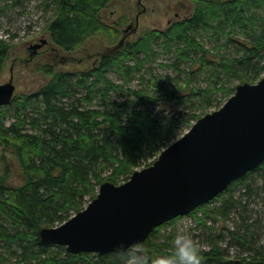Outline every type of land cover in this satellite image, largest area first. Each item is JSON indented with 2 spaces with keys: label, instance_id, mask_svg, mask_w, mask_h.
<instances>
[{
  "label": "trees",
  "instance_id": "obj_1",
  "mask_svg": "<svg viewBox=\"0 0 264 264\" xmlns=\"http://www.w3.org/2000/svg\"><path fill=\"white\" fill-rule=\"evenodd\" d=\"M43 1L53 8L46 31L65 52L92 36L116 35L100 16L113 0ZM195 4L191 16L108 50L89 70L45 68L52 75L45 85L0 107V148L15 157L21 181L10 182V164L2 156L0 264H123L121 252L72 254L64 246L43 243L40 231L83 210L102 183L122 184L135 170L153 163L179 137L175 132L179 123L205 115L218 93L231 97L236 89V84L227 86L231 81L254 83L264 75V0H195ZM209 39L215 41L213 50L206 48ZM229 45L235 50L225 53ZM9 47L0 40V73ZM171 53L173 62L158 66L178 75H155L152 66ZM181 106L188 115L180 118L175 112ZM254 172L264 177V163L233 182L224 194L245 184ZM252 191L246 184V193ZM223 201L228 208L231 199ZM207 205L193 214L206 211ZM172 221L140 244L154 250V257L173 254L170 243L153 242V234ZM245 231L233 235L249 245L247 240L254 235L251 225ZM217 237L218 232L210 238L209 249L200 248L202 264H264V250H256L251 258H229Z\"/></svg>",
  "mask_w": 264,
  "mask_h": 264
},
{
  "label": "water",
  "instance_id": "obj_2",
  "mask_svg": "<svg viewBox=\"0 0 264 264\" xmlns=\"http://www.w3.org/2000/svg\"><path fill=\"white\" fill-rule=\"evenodd\" d=\"M47 43L41 39L30 49ZM123 43L124 38L118 46ZM15 90L13 79L0 84V107L12 102ZM263 163L264 76L237 85L221 108L199 118L126 182L102 183L83 210L57 227L41 229V241L64 246L72 254L121 252L123 246L142 244L158 227L211 202Z\"/></svg>",
  "mask_w": 264,
  "mask_h": 264
},
{
  "label": "rangeland",
  "instance_id": "obj_3",
  "mask_svg": "<svg viewBox=\"0 0 264 264\" xmlns=\"http://www.w3.org/2000/svg\"><path fill=\"white\" fill-rule=\"evenodd\" d=\"M195 7V0H113L101 11L100 16L106 24L113 28L112 31H117L116 35L111 36V32L105 35H95L88 38L74 51L65 52L51 41L46 31L47 20L53 14L50 3H45L43 0H0V40L6 41L10 46L0 73V84L13 79L16 87L14 97L33 93L52 77L45 68L52 67L55 72L89 70L98 62L103 53L116 48L123 38L124 43L128 44L142 37L147 31L165 30L174 21L191 16ZM129 25L131 27L125 35L124 30ZM41 39H46L48 43L35 51L30 49L33 45L40 44ZM211 40L206 42V48L213 50L215 41ZM230 46L225 53L234 52L235 48ZM174 56L175 53L161 56L159 61L152 66L154 74L176 77L178 74L172 68L162 69L158 66V62L172 63L171 59ZM110 78L116 81L118 77L110 74ZM234 84L237 86L242 83L236 79L227 86ZM229 98H226L222 92L218 93V98L212 102L214 105L208 109L207 113L221 108ZM200 110L201 108L195 111L196 114ZM177 112L180 118L182 114L188 115V110L182 106L176 107L175 113ZM11 121V115L7 116L6 123ZM196 121L191 119L189 124L179 123L175 128L179 137L174 141L187 133ZM4 155L11 168L10 182L21 183L18 162L10 152H5L3 148H0V176L4 170L1 162V157ZM262 174V172H254L245 184L237 185L230 192L221 194L218 201L207 203L209 206L205 208L206 211L202 210L194 214L192 212L174 219L153 234V242L157 245L170 243L174 247V235L177 231H186L192 234L201 249H209L210 238L218 232L220 238L217 237V242L231 259L251 258L256 250L263 251L264 177ZM246 184L251 185L252 193H246ZM224 199H231L228 208L224 206ZM247 225H251L254 233L247 240L249 245L235 239L233 235L237 232L240 235L245 234ZM250 245L253 249L249 247ZM144 249L151 256H155L154 250Z\"/></svg>",
  "mask_w": 264,
  "mask_h": 264
},
{
  "label": "clouds",
  "instance_id": "obj_4",
  "mask_svg": "<svg viewBox=\"0 0 264 264\" xmlns=\"http://www.w3.org/2000/svg\"><path fill=\"white\" fill-rule=\"evenodd\" d=\"M172 255L151 256L140 244L123 246V264H202V254L198 242L191 233L177 231L173 237Z\"/></svg>",
  "mask_w": 264,
  "mask_h": 264
}]
</instances>
